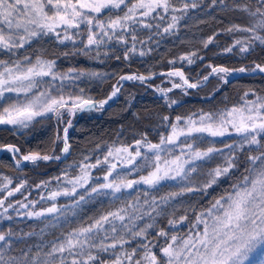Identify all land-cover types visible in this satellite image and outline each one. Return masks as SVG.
<instances>
[{
    "label": "snow or ice",
    "instance_id": "obj_1",
    "mask_svg": "<svg viewBox=\"0 0 264 264\" xmlns=\"http://www.w3.org/2000/svg\"><path fill=\"white\" fill-rule=\"evenodd\" d=\"M198 8L241 14V22H229L223 31L248 35L235 39L223 49L225 53L237 46L240 53H248L257 42L264 46V0H0V56L4 57L0 58V125L11 126L15 133L39 123L38 118L54 117L58 124H65L63 135L57 129L43 149L24 153L9 143L0 144V151L12 154L17 169L24 162L38 167L39 162L60 161L71 149L68 132L73 124L71 119L65 121V114L74 117L77 112L102 109L123 87L122 81L145 83L155 75H119L108 97L96 101L85 95L84 88L76 93L65 89L84 78L102 79L106 74L74 67L58 71L56 59L42 58L43 52L27 54L34 40L54 35L59 44L81 45L58 55L79 54L101 63L102 57L115 51L109 45H122L123 60L128 61L137 53L138 44L146 45L153 36L177 34L189 11ZM166 17V26H162L160 21ZM141 29L146 30V39L141 38ZM219 34L202 40L203 47L208 48ZM138 54L143 57L147 53L141 49ZM193 57L204 59L190 52L168 63L186 61L191 65L196 62ZM115 59L121 56L115 55ZM206 67L210 71L195 82L182 68L159 73L171 84L167 89L158 88L169 108L178 103L168 96L173 89L188 95V89L201 87L210 76L226 84L233 73H264V62H254L250 68ZM249 94L255 99H246ZM241 100L242 104L231 108L177 115L174 122L169 115L160 117L167 133L158 132L157 143L144 133L132 146H109L94 163L89 162L91 155H83L60 175L35 185L47 190L52 180L57 181L54 190L40 196V200L52 201L40 210L21 213L20 209L27 210L29 205L35 209L39 201H28L27 195L9 201L16 193L23 195L28 182L21 180L13 187L11 177L0 175V192L6 193L0 198V220L11 221L12 209L21 218L43 225L39 231L0 230V264H264V95L249 90ZM232 137L238 139H225ZM218 140L223 147L217 146ZM61 142L60 154H56ZM95 169L103 172V182L93 183L101 180L93 177ZM146 169V174L135 178ZM225 180L231 183L223 192H209ZM166 181L175 183L160 194ZM140 185L146 187L140 189ZM127 190L132 192L125 195ZM189 194L211 198L207 206H185L179 198ZM59 197L71 202L57 204ZM100 197H109L110 205L118 201L119 206L81 221L78 211ZM180 208L183 212L177 215ZM69 217H77V226L65 231L72 223ZM161 217L167 218V229L158 227ZM185 223L188 230L181 232ZM46 236L52 239L45 240ZM32 238L35 242H30ZM158 238L164 243H153Z\"/></svg>",
    "mask_w": 264,
    "mask_h": 264
},
{
    "label": "trees",
    "instance_id": "obj_2",
    "mask_svg": "<svg viewBox=\"0 0 264 264\" xmlns=\"http://www.w3.org/2000/svg\"><path fill=\"white\" fill-rule=\"evenodd\" d=\"M205 3H210V0H205ZM241 14L235 12L221 13L219 10L204 11L201 8L190 10L188 16L181 21L179 32L175 35L162 34L160 36H153L152 40L148 41L146 45H137V53L131 55L130 60H123L124 46L122 45H109V48L115 47L114 52H110L109 57H102L103 63L89 59L83 55H69L67 57L58 55L61 52H71L74 47L70 42L59 44L54 35L43 36L38 40H34L33 44L27 48L28 55L43 52L44 59H56L57 69L61 72H66L69 68H83L90 71L106 74L102 79L88 80L84 78L76 81L75 86L66 87L65 91L79 92L80 88L85 89V95L92 97L94 100L99 101L106 99L112 91L113 85L117 83L119 75L142 73L148 75L150 72L155 75L161 72H167L173 67L182 68L190 81L195 82L201 80L203 75H206L210 69L206 67L208 64L215 66H224L230 69L246 67L250 68L253 63L264 62V46H260L257 42L256 46L248 53H240L239 46L233 49L231 53H225L223 49L231 46L235 39L244 38L248 34L234 33L226 34L223 29L229 22H241ZM165 21H160L162 26H166ZM203 21V22H201ZM223 21V22H221ZM156 21H153L155 23ZM141 38L146 39L144 35L146 30L141 29ZM220 34L215 36L214 43L210 44L208 48H204L201 43L214 33ZM159 41V44L156 42ZM149 48L151 51H149ZM143 49L146 55L141 57L138 53ZM25 50H21L23 53ZM190 52H197L198 55L203 56V60H196L195 63L189 65L186 61H177L175 65H170L169 60L177 59L179 56L187 55ZM94 55V53H93ZM115 55H120L121 59L116 60ZM0 58H4L0 56ZM47 79V78H46ZM179 82V78H174ZM166 76L155 77L145 83L139 81H130L125 83L120 89V94L117 99L111 101L108 106L99 110L84 111L82 114L76 113L72 120L73 127L69 129V144L71 145L70 154L60 161L39 162V166L32 165L31 163L24 162L21 168L15 167V160L12 159V154L4 152L0 156V175L8 176L13 179V187L21 180H27L28 184L25 190L21 193H16L14 197H9L8 200L15 202V200H23L24 195L28 196V201H39L36 208L32 209L31 205L27 210L20 209L23 213L28 210H40L41 207L50 206L52 201L40 200V196H47L50 191L54 190L57 181L52 180L51 185L47 190L37 189L36 184L42 180H49L54 176L60 175L61 170L68 165L79 161L83 155H91V163L95 162L97 156L101 159L103 154L107 151L109 146L120 144L132 146L135 140L140 139L141 135L146 133L148 140L153 143L159 141L158 132L166 129L161 127L160 117L169 115L174 122L175 116H187L193 112H198L203 109L218 110L223 108H231L233 105L242 104L241 97L245 91L253 90L260 95H264V74L256 75H242V76H228V83H224L216 76L212 77L206 84L197 89H188V95H184L181 89H173L168 93L171 99L178 101L177 104L172 105L171 108L165 103L164 97L158 91V88H170L171 84L167 82ZM58 84L59 81H56ZM67 83V82H66ZM219 91H216V89ZM248 100L255 99L254 96L249 94L246 97ZM2 103V102H0ZM65 114L64 119H70ZM39 123L34 122L33 125L26 130L14 133L11 126L0 125V144H15L21 148V152L27 153L29 150L43 149L52 137L55 136L57 129L63 135V127L65 124H58L54 117L52 118H38ZM183 139V138H182ZM229 142L231 139H238V137L225 138ZM100 145L97 150L96 146ZM218 147H223V142L218 140ZM62 147V142L57 145V153L60 154L59 149ZM131 150L134 151V148ZM227 151V149H225ZM151 155V154H149ZM139 162V161H138ZM216 162L210 166L215 167ZM119 168V166H118ZM127 171V169H124ZM147 169L143 173L135 174L138 178L140 174H146ZM73 174H76L73 171ZM93 177L99 176L101 180H94L93 183L102 181L103 172L100 169L92 170ZM133 178V177H129ZM174 181H166L161 186V193L170 190L169 185H173ZM230 181H223L215 190L210 189L209 192L213 195H218L229 187ZM144 189L146 186H138ZM83 191V190H81ZM132 190H127L124 194L128 195ZM30 193V194H29ZM6 193L0 192V198ZM134 194V193H133ZM196 197V199H193ZM211 197H204L199 199V194H189L179 198L187 204H197V206H207ZM109 197H100L94 203L83 206V210L78 211L77 216L81 221L87 220L88 217L99 215L102 211L114 210L119 206L117 201L115 205L109 204ZM28 201H25L27 203ZM71 201L66 197H59L56 201L57 204H68ZM176 201L174 203H178ZM6 204L8 201L5 202ZM19 208V205H16ZM2 211V209H0ZM183 208L177 212L180 215ZM9 214L13 216L11 221L0 220V230H7L11 227L16 231H31L33 228L39 231V227L43 225L40 221L29 220L26 216L21 218L12 209ZM192 214L189 213V216ZM71 224L65 226V231L68 228L76 227L75 220L77 217H69ZM140 221L139 223H143ZM158 227L165 229L167 226V218L161 217L157 221ZM188 225L185 223L180 229L181 232H186ZM55 231L57 235L59 232ZM52 239L51 236H46L45 240ZM149 239H152L150 236ZM30 242H35L32 238ZM153 243L163 244V238L154 239ZM155 251V249H154Z\"/></svg>",
    "mask_w": 264,
    "mask_h": 264
},
{
    "label": "water",
    "instance_id": "obj_3",
    "mask_svg": "<svg viewBox=\"0 0 264 264\" xmlns=\"http://www.w3.org/2000/svg\"><path fill=\"white\" fill-rule=\"evenodd\" d=\"M244 74H245V75H256V74H264V73H259V72H256V73H248V72H246V73H233L232 76L238 77V76H242V75H244ZM160 76H161V75H159V74H157V75H153L152 79L155 78V77H160ZM212 77H213V76H210V77H209V80H210ZM152 79H150V80H152ZM150 80H147V81H150ZM209 80H208V81H209ZM208 81H207V82H208ZM128 82H130V81H122L121 83L124 85L125 83H128ZM207 82H204L202 85L206 84ZM119 94H120V91L117 93V95H116L115 97H113L111 100H109L108 103L104 105V107L108 106L109 103H110L111 101L117 99L118 96H119ZM78 113H79V114H82L83 112H78ZM4 152H5V151H0V156H1L2 153H4ZM66 156H68V155H66ZM66 156H63L62 159H64Z\"/></svg>",
    "mask_w": 264,
    "mask_h": 264
},
{
    "label": "rangeland",
    "instance_id": "obj_4",
    "mask_svg": "<svg viewBox=\"0 0 264 264\" xmlns=\"http://www.w3.org/2000/svg\"><path fill=\"white\" fill-rule=\"evenodd\" d=\"M75 116H76V115H75ZM75 116H74V117H75ZM74 117H71L70 119H71V120H73V119H74Z\"/></svg>",
    "mask_w": 264,
    "mask_h": 264
}]
</instances>
